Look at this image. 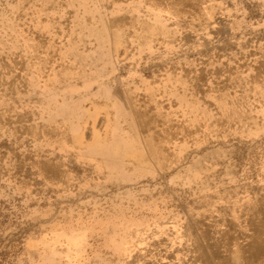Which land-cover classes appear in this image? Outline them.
<instances>
[{
    "label": "rangeland",
    "instance_id": "rangeland-1",
    "mask_svg": "<svg viewBox=\"0 0 264 264\" xmlns=\"http://www.w3.org/2000/svg\"><path fill=\"white\" fill-rule=\"evenodd\" d=\"M0 264H264V0H0Z\"/></svg>",
    "mask_w": 264,
    "mask_h": 264
},
{
    "label": "bare ground",
    "instance_id": "bare-ground-1",
    "mask_svg": "<svg viewBox=\"0 0 264 264\" xmlns=\"http://www.w3.org/2000/svg\"><path fill=\"white\" fill-rule=\"evenodd\" d=\"M118 2V1H117ZM125 2V1H124ZM211 2H212V0H211ZM103 4V3H102ZM206 4V3H205ZM107 5V4H106ZM174 5V4H173ZM172 5V6H173ZM103 6V5H102ZM189 7V6H188ZM110 8H111V6H110ZM208 8V7H207ZM203 9V8H202ZM209 9V8H208ZM216 9H217V7H216ZM215 9V10H216ZM104 11V10H103ZM68 12V11H67ZM124 12H126V11H124ZM185 12V11H184ZM190 12V11H189ZM201 12V11H200ZM205 12H206V10H205ZM77 13V12H76ZM75 13V14H76ZM193 13V12H192ZM211 13H212V11H211ZM91 14V13H90ZM105 14V13H104ZM210 14V13H209ZM208 14V15H209ZM120 15V14H119ZM195 15V14H194ZM199 15V14H198ZM106 16V15H105ZM203 16V15H202ZM114 17V16H113ZM195 17V16H194ZM108 18V17H107ZM110 19V18H109ZM127 19V18H126ZM90 20V19H89ZM125 21V20H124ZM202 21V20H201ZM66 22V21H65ZM87 22V21H86ZM141 22H142V20H141ZM129 23V22H128ZM127 23V24H128ZM150 23V22H149ZM203 23V22H202ZM108 24H110V23H108ZM154 24V23H153ZM217 25V24H216ZM219 25V24H218ZM145 26V25H144ZM201 26H203V25H201ZM158 27V26H157ZM160 27V26H159ZM140 28V27H139ZM129 30V29H128ZM139 30V29H138ZM174 32V31H173ZM172 33V32H171ZM176 33V32H175ZM137 35V34H136ZM147 36V35H146ZM178 36V35H177ZM142 37V36H141ZM111 39V38H110ZM128 39V38H127ZM131 39V38H130ZM135 39V38H134ZM145 39V38H144ZM139 40H141V39H139ZM149 40V39H148ZM111 41V40H110ZM130 41V40H129ZM136 41V40H135ZM101 42V41H100ZM145 42V41H144ZM148 42H150V41H148ZM130 43V42H129ZM145 45V44H144ZM106 46V45H105ZM130 46V45H129ZM150 46V45H149ZM108 48H109V46H108ZM131 48V47H130ZM129 48V49H130ZM145 48V47H144ZM133 50H135V49H133ZM77 51H79L78 49H77ZM120 51V50H119ZM132 51V50H131ZM109 52H110V50H109ZM143 52V51H142ZM105 55V54H104ZM53 56H55V55H53ZM107 56V55H106ZM95 58V57H94ZM66 59V58H65ZM81 59V58H80ZM78 60V59H77ZM64 61V60H63ZM74 62V61H73ZM79 62V61H78ZM53 63V62H52ZM60 63V62H59ZM59 63H58V65H59ZM66 63V62H65ZM79 63H81V62H79ZM82 65V64H81ZM56 66V65H55ZM54 66V67H55ZM60 66V65H59ZM75 66V65H74ZM258 67H260V66H258ZM54 69V68H53ZM105 69V68H104ZM60 71V70H59ZM228 72H230V71H228ZM227 72V73H228ZM58 73V72H57ZM257 74V73H256ZM255 74V75H256ZM156 83V82H155ZM230 83V82H229ZM228 83V84H229ZM145 84V83H144ZM225 84V83H224ZM162 90V89H161ZM160 91V90H159ZM115 95V94H114ZM111 96V95H110ZM162 96V95H161ZM146 97V96H145ZM156 98V97H155ZM158 98V97H157ZM161 98V97H160ZM164 98V97H163ZM146 100V99H145ZM121 101V100H120ZM122 102V101H121ZM170 102H173V101H170ZM181 103V102H180ZM120 104V103H119ZM148 106H150V105H148ZM172 106V105H171ZM118 107V106H117ZM151 107V106H150ZM160 107V106H159ZM118 108H120V107H118ZM164 108V107H163ZM174 108V107H173ZM177 108V107H176ZM149 109V108H148ZM158 109V108H157ZM117 111V110H116ZM120 111H122V110H120ZM183 111V110H182ZM132 113V112H131ZM85 114V113H84ZM183 114V113H182ZM87 115V114H86ZM119 116V115H118ZM124 117V116H123ZM126 117V116H125ZM126 121V120H125ZM119 123V122H118ZM126 124V123H125ZM129 125V124H128ZM127 126V125H126ZM127 128V127H126ZM127 129H130V127L129 128H127ZM205 129V128H204ZM71 130V129H70ZM78 130V129H77ZM121 130V129H120ZM123 131V130H122ZM207 131V130H206ZM205 131V132H206ZM51 132V131H50ZM69 132V131H68ZM75 132V131H74ZM127 132V131H126ZM54 133V132H53ZM76 133V132H75ZM117 133V132H116ZM257 133V132H256ZM72 134H73V132H72ZM122 134V133H121ZM125 134V133H124ZM140 134V133H139ZM97 136V135H96ZM52 137H53V135H52ZM72 137V136H71ZM77 137V136H76ZM73 139V138H72ZM99 139H101V138H99ZM119 139V138H118ZM95 140V139H94ZM120 140V139H119ZM77 141V140H76ZM79 141V140H78ZM118 141V140H117ZM120 142H122V140L120 141ZM75 143V142H74ZM115 144V143H114ZM85 145V144H84ZM87 145V144H86ZM110 145V144H109ZM112 145V144H111ZM83 146V145H82ZM89 146V145H88ZM79 147V146H78ZM80 148V147H79ZM68 149V148H67ZM124 149V148H123ZM56 150V149H55ZM120 150V149H119ZM118 149L116 150V154H117V156H122V157H124L126 154H125V150H122V151H119ZM107 151H112L111 149H108ZM148 151H156V148L155 147H153V146H151V148L148 150ZM139 152V151H138ZM160 153L162 152V151H159ZM136 153V152H135ZM140 153V152H139ZM70 154H72V153H70ZM152 157V156H151ZM129 158V157H128ZM118 159V158H117ZM72 160V159H71ZM119 160V159H118ZM125 160V159H124ZM35 161V160H34ZM96 161V160H95ZM121 161V160H120ZM72 162V161H71ZM132 162V161H131ZM84 163V162H83ZM102 163V162H101ZM100 163V164H101ZM136 163V162H135ZM50 164V163H49ZM133 164V163H132ZM138 164V163H137ZM55 166H56V164H54ZM67 165V164H66ZM85 165V164H84ZM125 165V164H124ZM154 165V164H153ZM128 166V165H127ZM149 166V165H148ZM195 166V165H194ZM121 167V166H120ZM119 167V168H120ZM193 167V166H192ZM55 168V167H54ZM68 168V167H67ZM118 168V167H117ZM118 168V169H119ZM156 168V167H155ZM62 169V168H61ZM83 169V168H82ZM131 169V168H130ZM52 171V170H51ZM50 171V172H51ZM72 171V170H71ZM73 172V171H72ZM71 173V172H70ZM61 174V173H60ZM52 176V175H51ZM47 181V180H46ZM60 181V180H59ZM53 182V181H52ZM53 184V183H52ZM71 185V184H70ZM71 187V186H70ZM85 188V187H84ZM82 190V189H81ZM84 194V193H83ZM78 195V194H77ZM258 214V213H257Z\"/></svg>",
    "mask_w": 264,
    "mask_h": 264
}]
</instances>
